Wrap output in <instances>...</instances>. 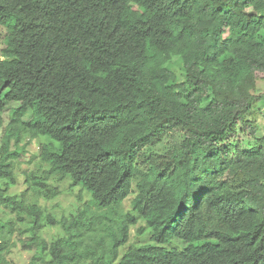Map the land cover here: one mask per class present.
<instances>
[{"label": "trees", "instance_id": "16d2710c", "mask_svg": "<svg viewBox=\"0 0 264 264\" xmlns=\"http://www.w3.org/2000/svg\"><path fill=\"white\" fill-rule=\"evenodd\" d=\"M0 27V264L16 234L28 264H264V0H0ZM238 127L255 146L230 142ZM40 138L48 169L8 194ZM67 177L90 200L48 246L25 198ZM139 222L151 243L132 247Z\"/></svg>", "mask_w": 264, "mask_h": 264}, {"label": "rangeland", "instance_id": "374dc122", "mask_svg": "<svg viewBox=\"0 0 264 264\" xmlns=\"http://www.w3.org/2000/svg\"><path fill=\"white\" fill-rule=\"evenodd\" d=\"M5 33V29L0 27V50L3 47V36ZM170 69L175 72L179 81H184V69L183 65L180 61L174 60L173 64H171ZM264 94V81H261L257 84L256 94ZM15 106V104H7L6 109L4 111L3 119L4 126H6L9 122V112L10 108ZM255 110L258 112L255 114L254 119L259 124V131L257 133V137L262 138L264 136V96L258 101L256 104ZM257 115V116H256ZM27 121V119H25ZM4 129V128H3ZM3 129L0 130V140L2 137ZM237 138L232 139L230 142H235L239 145L240 148H252L255 146V141L248 133L241 132L239 127L237 128ZM180 134L175 133L173 135L166 136L163 141L152 148L154 152H163L168 147L172 146L174 141L179 137ZM41 143H50V140L47 138H40L38 140H34L30 142L27 147L28 152V160L29 162H16L14 164V172L16 177V184L12 185L8 194L10 195H20L25 191L27 184L25 183L24 172H34L36 174H41L43 170L48 169V166L44 164L39 158V147ZM58 145V143H55ZM50 189L54 192L50 198L44 197L42 194H38L37 192H28L25 198L27 204H37L43 210V220L40 229L38 230V236L41 241H44L49 246L52 242L57 240L60 237L65 236V233L62 227L59 224V221L62 217H70L71 215L76 214V212L83 207L85 203L90 200V194L83 190L81 186H72V182L69 177L66 180L58 182L56 179L50 180ZM132 197L126 200L123 204L125 210H130V201ZM23 217V216H22ZM55 222H52L51 219ZM3 218L5 220L8 219H17L18 215H12L10 210L5 209L3 213ZM50 219V220H49ZM29 219L25 218V221L22 223L23 228L29 226ZM145 227L144 223L139 222L135 228L131 230V236L129 245L132 247H139L144 244H150V230L148 228L145 229V232L139 236L136 232L137 228ZM27 240L28 235L18 236L16 234L13 238V241L17 243V247L13 250L10 255L11 259L15 264H28L30 259L33 256V251H25L20 243V239ZM128 245V244H127ZM169 248H185L186 244L177 239L173 240L171 245H168ZM123 249H121L122 253Z\"/></svg>", "mask_w": 264, "mask_h": 264}]
</instances>
